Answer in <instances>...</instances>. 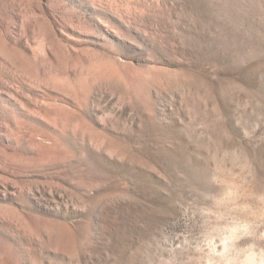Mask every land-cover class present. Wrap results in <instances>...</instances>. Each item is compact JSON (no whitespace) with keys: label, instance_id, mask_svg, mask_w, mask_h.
<instances>
[{"label":"rangeland","instance_id":"obj_1","mask_svg":"<svg viewBox=\"0 0 264 264\" xmlns=\"http://www.w3.org/2000/svg\"><path fill=\"white\" fill-rule=\"evenodd\" d=\"M0 264H264V0H0Z\"/></svg>","mask_w":264,"mask_h":264}]
</instances>
